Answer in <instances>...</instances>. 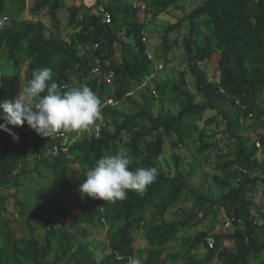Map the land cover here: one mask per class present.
Masks as SVG:
<instances>
[{"label":"trees","instance_id":"trees-1","mask_svg":"<svg viewBox=\"0 0 264 264\" xmlns=\"http://www.w3.org/2000/svg\"><path fill=\"white\" fill-rule=\"evenodd\" d=\"M66 1H33L31 12L45 10L47 24L23 17L27 0H0V101L14 99L43 67L61 87L86 85L102 101L101 118L80 134L48 138L9 125L14 140L0 130V264H97L98 253L99 264H207L213 253L197 254L204 232L181 237L205 221L207 231L231 223L230 232L213 234L218 263L264 264V204L253 208L256 186L264 187V0H191L177 17L181 0L145 8L112 0L105 6L111 24L98 9L80 14ZM62 10L67 36L59 32ZM144 12L152 16L144 20ZM164 15L174 20H160L151 48L145 26ZM5 64L13 74H2ZM164 65L175 72L168 82L158 79ZM151 75L153 93L143 87ZM157 101L172 104L156 110ZM166 143L171 162L164 164ZM118 150L133 158L131 170L155 167V181L115 203L82 196L85 172ZM203 173L212 175L215 196L195 182ZM137 235L146 247L135 246Z\"/></svg>","mask_w":264,"mask_h":264},{"label":"clouds","instance_id":"clouds-1","mask_svg":"<svg viewBox=\"0 0 264 264\" xmlns=\"http://www.w3.org/2000/svg\"><path fill=\"white\" fill-rule=\"evenodd\" d=\"M111 1L95 0L91 1L94 2L91 6L85 7L98 9L102 13L103 21L105 6ZM81 4L85 5L84 0H81ZM94 73H98V69H95ZM52 76L50 67L35 69L32 78L26 81L14 99L0 101V121H3L0 123V130L18 140L19 137L12 133L8 126L20 127L27 124L37 135L51 138L60 132L80 134L96 124L102 116L100 97L86 85L61 87L53 81ZM132 163L133 158L124 150L100 157L95 165L85 172V178L78 185V191L82 196L113 203L124 200L128 190L143 194L147 186L155 181L157 169L138 167L131 170L129 166ZM230 226L231 223L227 222L221 229L218 227L206 233L205 246L199 249L198 257L203 258L207 249L213 253L211 261L207 264H220L217 262V255L222 247L217 244L213 234L220 230L230 232ZM99 262L98 253L97 264ZM134 264H140V261L136 260Z\"/></svg>","mask_w":264,"mask_h":264},{"label":"rangeland","instance_id":"rangeland-1","mask_svg":"<svg viewBox=\"0 0 264 264\" xmlns=\"http://www.w3.org/2000/svg\"><path fill=\"white\" fill-rule=\"evenodd\" d=\"M33 1L34 0H27L28 7L25 10V12L23 13V17L25 19H27V20H33V21L40 20V21H44L45 23L48 24L49 23V17L47 16V13H46L45 10H42L37 15L36 14H33L31 12L30 8L32 6ZM75 1L76 0H67L66 1V9L69 6L75 5V6H77V7L80 8V14H84L87 11V10H85V6H91L93 4V2H91V0H84V4L85 5L81 4V0H77L76 2ZM150 1L151 0H136V1H134V3L135 4H141V5L144 6L143 8H145L146 7V4L150 3ZM74 2H75V4H74ZM192 4L193 3H192L191 0H181V1H179L178 2V5L182 6L183 8H182L181 11L173 12V13H175V17H177L178 15L180 16L182 13L184 14L185 12L186 13L189 12L191 10V8H192ZM67 12H68L67 10L60 11V14L62 13L61 14V18H60L62 20V22H61L62 24H61V29L59 30V32H60L61 35H64V36H67V34H69V33H67L68 31L65 29V26H66V24L68 23V20H69V14ZM170 14L174 17V14H172V13H170ZM142 16H143L144 20L145 19L147 20L148 18H150L152 16V13L151 12H149V13H145L144 12ZM173 17L170 18L168 15H164V16L160 17V19L157 18L153 22H149V23L146 24L145 31H146V36L148 37V46L149 47L154 48L153 45L157 41V36L158 35L160 36L159 33L157 34V32L159 31V26H163V25H165L168 22L169 23L172 22L174 20ZM160 20L162 22H164L165 24L162 23ZM157 54H159L158 51H157ZM175 54L180 57V52L177 51ZM170 57H171V55H170ZM171 59H172V57H171ZM173 64H178V59L175 60V62ZM13 70L14 69H13V67H12L11 64H5V65L2 66V69H1L2 74H5V75H8V74L11 75V74H13ZM208 71H209L210 78L213 79L215 77V74H216L215 71H214V68L209 67L208 68ZM174 73L175 72L173 70H170L169 67H166L164 65V67L162 68V72H160V74H159L158 79H160L159 80L160 82H166V81L168 82V81H170L171 79L174 78V76H175ZM187 80L190 82L191 81V78L188 77ZM150 83L151 82H149L148 84H146V86H143V85L142 86L144 87V89H148V86L150 88H152L153 85L150 84ZM24 85H25V83L22 84V88H23ZM189 87H190L191 90H194L193 89L194 88V85L193 84L189 83ZM138 89H139V87H136L135 88V94H134L135 97L138 96V94L140 93V90L141 89L140 90H138ZM148 91L150 93H153L154 92L153 89L152 90H149L148 89ZM169 104H172V103L171 102H166L165 104L163 103L162 104L163 106H162V105H159L158 104V101H157V103H155V109L157 110L161 106L163 108H166V106H168ZM261 107H263V106H261ZM164 147L166 149H165L164 156H162V160H163V163L165 164L166 162H171V160L169 158V146H168V144L166 143V145ZM33 158H34V155L32 154L29 157L30 162L33 160ZM213 158L216 160L217 159V156L215 155V157H213ZM70 165L72 166V164H70ZM74 167L76 168V166H74ZM195 180H196L195 181L196 183L199 182V183L205 184V190L207 192H209L210 194H212V195L216 194V191H218V187L213 182L212 175L208 176L206 178V180H205L204 173L203 174H199L196 177ZM254 194H255V204H254L253 208L255 209V207L262 206V204H264V187L261 184H258L256 186V188H255ZM186 202H187L186 204L188 206L191 204V201H189V202L186 201ZM8 215H10V219L12 217H16V211L14 210V207L12 206V203L11 202L8 203ZM37 224H38L37 227H39V226L41 227V225H43V222H39ZM61 224L62 225L63 224L70 225L71 224V221L69 220V221H66V222H62ZM20 225L21 224H14V228H18L19 229L18 230V234H20V235L26 234L27 233V230L25 231L23 227L22 228L20 227ZM59 226H60V223H59ZM207 227H208L207 221H205V222H199L198 223V226L195 229H192V230L183 232V234L181 235V237L183 239L184 238L185 239H189V238L194 237L199 232H204V234H206L208 232H211V231H207V229H206ZM20 228L22 229V231L20 230ZM195 231H197V232L195 233ZM92 233H93V236H96L97 235V237L99 239H102L103 238V232L102 233L101 232H97V234L95 232H92ZM37 234L38 233H36V235ZM183 245L184 244H179L177 246H179L180 249H181V248L184 247ZM135 246L136 247H140V248H144V247H146V241L144 239L140 238L139 235H137L136 236V239H135Z\"/></svg>","mask_w":264,"mask_h":264},{"label":"built area","instance_id":"built-area-1","mask_svg":"<svg viewBox=\"0 0 264 264\" xmlns=\"http://www.w3.org/2000/svg\"><path fill=\"white\" fill-rule=\"evenodd\" d=\"M91 1H95V0H91ZM93 3H94V2H93ZM103 21H104L106 24H107V23H111V16H110V14H109L107 11H104V14H103ZM158 68H159V70H161V69H162V66H159ZM152 78H153V75L146 77V78H145V82H149ZM94 129H95L96 133H99V130H100L99 126L94 127ZM57 137L60 138V139H62V141H63L64 143L68 142V138H67L66 136H64L62 133L59 134ZM241 171H242V173H245L244 170H241Z\"/></svg>","mask_w":264,"mask_h":264}]
</instances>
